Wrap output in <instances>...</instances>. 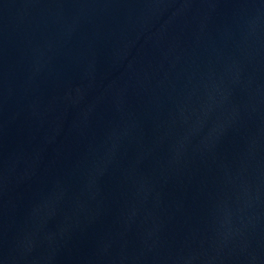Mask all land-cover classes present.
Returning a JSON list of instances; mask_svg holds the SVG:
<instances>
[{
	"label": "water",
	"instance_id": "obj_1",
	"mask_svg": "<svg viewBox=\"0 0 264 264\" xmlns=\"http://www.w3.org/2000/svg\"><path fill=\"white\" fill-rule=\"evenodd\" d=\"M0 264H264V0H0Z\"/></svg>",
	"mask_w": 264,
	"mask_h": 264
}]
</instances>
